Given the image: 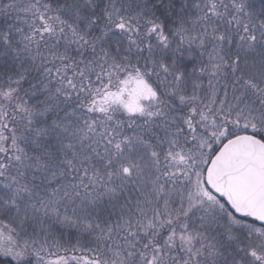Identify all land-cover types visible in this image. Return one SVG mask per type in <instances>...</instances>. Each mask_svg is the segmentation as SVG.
<instances>
[{
    "label": "snow or ice",
    "instance_id": "snow-or-ice-1",
    "mask_svg": "<svg viewBox=\"0 0 264 264\" xmlns=\"http://www.w3.org/2000/svg\"><path fill=\"white\" fill-rule=\"evenodd\" d=\"M0 264H264V0H0Z\"/></svg>",
    "mask_w": 264,
    "mask_h": 264
}]
</instances>
